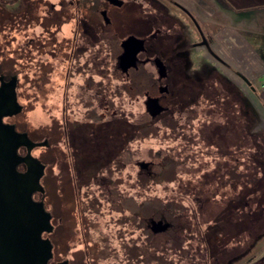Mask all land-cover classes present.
Wrapping results in <instances>:
<instances>
[{"label": "rangeland", "instance_id": "374dc122", "mask_svg": "<svg viewBox=\"0 0 264 264\" xmlns=\"http://www.w3.org/2000/svg\"><path fill=\"white\" fill-rule=\"evenodd\" d=\"M126 1L124 0L125 3ZM139 1L144 11L150 4L151 10L158 9V5H164L163 9L176 14L175 7L167 0ZM211 2L214 6L219 4L217 0ZM256 2L259 4L264 0ZM64 3L67 7L68 0H28L25 5L21 0H0V69L10 67L11 71L16 72V101L21 107L9 120L15 123L18 129L28 132L29 136L48 139V147H35L32 153L36 156L47 154L44 157L46 168L41 183L44 189V207L50 213H53L54 194H57V189L54 190L55 169L51 156L53 121L62 114L64 91L66 90L68 95L66 99L73 100L71 94L75 93V85L80 79L75 77L74 84L68 85L73 79L67 76V70L74 66L72 63L75 61L73 58L68 60V47L62 39L63 36H71L68 24L63 26L62 31L55 33L56 40L60 41L55 47L52 39L54 32L51 33L55 30L54 24L45 20L48 32L46 28L35 23V17L32 16L47 15L50 11L49 5H53L57 10ZM232 3L231 8L243 5L240 0H232ZM219 6L227 10L222 1ZM26 8L32 13L29 21L33 26L23 30L22 27L21 29L14 26L15 20L11 24L7 21L5 9L19 15L22 14L21 11L26 13ZM196 14L203 36L211 41L213 32H217L221 27L230 28V24H227L228 16L233 12H217L214 9L205 12L209 22L199 13ZM212 17L214 22L210 21ZM186 30L189 41L200 39L190 21ZM41 31L45 38L48 37L41 40L42 44L36 43L34 39L37 36L43 37ZM30 37H33L32 43L25 45L28 49L22 50L24 41ZM194 51L195 49H192L191 55L196 65L203 64L207 58L212 61L207 65L215 63L221 66L204 47L198 48V52ZM200 52L205 54V58L200 56ZM104 55L103 51V57ZM94 61L97 62L96 67H100L99 60L94 59L91 62L92 68H95ZM110 63L108 60L103 65V85L108 78L110 87L106 93L104 91V95L108 103L113 100L114 106L103 108V125L106 121H114L106 128V137L114 131L130 130L134 133L132 139L124 142L122 154H111V150L103 152L102 206L96 201L98 195L97 198L93 196L94 188L80 189L78 197L81 209H73L76 200L69 188L60 191L61 208L67 216L65 219L69 224L68 230L71 228L66 242L70 247L77 243L72 249H79L74 251L79 257L80 254L82 256L80 239H86L90 245L89 258L92 264H216L217 252L214 245L221 247L224 238L222 227L234 225L237 228L235 224L242 223L241 212L244 209L238 207L240 204L237 205L238 201H242L237 195L238 186L230 183L226 177L216 176L237 169L240 163L249 161L250 151L255 145V142L251 143V150L248 147L249 133L257 134L259 138L261 135L264 142V129H260L256 112L249 103L245 104V94L244 101L234 102L228 99L235 91L227 82L228 79L222 77L223 74L214 68L197 77L196 81L194 78L193 82H190L195 89V102L180 111L175 110L170 119L153 121L141 100L136 101L126 93L117 96L110 94L111 89L120 83L108 70L112 68ZM23 72L26 74L23 75ZM100 78L98 72H92L94 81H99ZM215 83L220 93L214 94L215 97L218 96L217 99H209L206 97L205 87ZM221 90L230 96L225 97ZM72 110V107L64 108L70 117L78 116L79 111L84 108L79 106L76 114ZM209 126L212 130L209 133L211 139L206 140L205 129H209ZM232 133L234 135H231ZM234 144L235 146H232ZM261 170L258 176L262 177L263 184H259L258 192L264 195V173L262 174ZM213 180L215 182L211 183ZM216 181L220 185L218 188L215 187ZM260 198L263 199L264 206V196ZM235 204L239 210L231 217L222 218L221 215ZM78 212L84 217L82 227L79 219L76 223L74 220ZM160 217L171 223L170 233L154 234L148 229V219ZM215 223L220 224V228L219 225L215 226ZM262 224L260 228L253 227L249 231L245 227L243 231L245 229L246 234L241 232L240 235L231 236L230 240L227 238L226 244L229 243L230 246L225 255L220 253L219 257L217 256V264H228L229 261L230 264H264V222ZM241 225L243 227V223ZM244 246L246 250L242 248ZM244 250V255L241 256ZM69 255V251H66L67 258ZM82 261L83 258H80L79 263L74 261L72 264H83Z\"/></svg>", "mask_w": 264, "mask_h": 264}, {"label": "flooded vegetation", "instance_id": "af4514ba", "mask_svg": "<svg viewBox=\"0 0 264 264\" xmlns=\"http://www.w3.org/2000/svg\"><path fill=\"white\" fill-rule=\"evenodd\" d=\"M21 1L24 5L28 2V0L26 2L25 0ZM167 1L175 7L176 14L163 9L164 5H158V9L151 10L150 4L144 11V7L139 3V0H127L126 3L124 0H68L67 7L64 3L61 4L60 9L56 10L53 5H49L50 11L47 15L36 16H32L31 11L29 13L27 8L26 13L21 11L22 14L19 15L6 9L4 11L7 21L11 24L15 20L14 23L16 24L14 26L22 27L23 30L34 25H30L29 17L31 16L35 17V23L42 28L47 29L45 20H47V23L50 22L49 24H54L55 30L51 33L54 32L52 39L55 47L60 44V41L56 40L57 35L55 33L62 31L63 26L68 24L71 36H63L62 39L65 40L68 47V60L72 58L75 60L72 63L74 66L70 67L69 64L70 68L67 70V76L73 79L68 85L74 84L75 77L80 79V82L78 81L75 85V93L71 94L73 100H67L68 95L65 92L66 90L64 91L62 114L60 117H55L53 121L51 156L55 169L54 190L57 189L58 194H54L53 213L45 210L44 189L41 183L46 168L44 157L47 154L42 153L38 157L32 153L35 147H48V139L29 136L28 132L18 129L17 125L9 120L20 111L21 107L17 101V108L14 112L0 114V134L2 142L9 144L10 150L13 152L14 171L18 173L32 172L35 168L33 162L40 164L42 167L39 177L41 190L32 192L31 201L36 204L42 203L44 210L50 214L51 230L49 232L42 230L40 233L41 238H48L52 244V256L47 264L79 263L80 258H83V264H92L89 258L90 245L86 242V239H80L82 256L80 254L79 257V254L74 253L79 249H72L77 243L70 247L66 242L67 236L71 233V228L68 230L69 224L66 223L65 217L67 216L64 215L61 208L62 203L59 193L65 188H69L76 200L73 209H77V207L81 209L82 205H80V198L78 197L80 189L94 188L95 190H92L93 196L97 198L96 195H98L99 198L96 201L102 206L103 152L106 153L111 150V154H122L124 142H128L133 137L134 132L130 130L128 132L114 131L109 137H106V128L110 127L114 120L106 121L103 125V108L112 107L114 103L113 100L108 103L107 97L104 95V91L106 93L110 87V83L107 82L108 78L105 85H103V74H105L103 65H105V62L111 61L112 68L108 70L120 81L119 84L114 86L113 90L111 89L112 93L110 94L117 96L126 93L127 96L136 101L141 100L149 118L153 121L155 119H170L175 110L180 111L195 102V89L190 82H193L194 78H196L194 80L196 81L197 77L202 74L205 75L216 68L213 64L207 65V63L211 64L210 60H205L203 64L196 65L192 59V49H195L194 52H198V48L204 47L214 59L224 64L211 50L210 41L203 36L195 14L177 0ZM5 2L9 3L10 1ZM189 21L194 25L200 37L197 41H189L188 39L186 26ZM10 24H8L9 27H11ZM40 34L43 36L42 31ZM130 37L140 40L141 44L126 43L125 41ZM12 38L14 39V37ZM44 38V36H37L34 39L36 43L42 44L41 40ZM45 39H48V37ZM32 40L33 37H30L24 41V46H21L22 50L28 49L25 45L32 43ZM202 41H205L206 44H198ZM135 48H138V51L134 55L133 63L128 65L129 61L125 60L126 58L121 60L122 56L131 53ZM103 51L105 57H103ZM200 56L202 57L201 52ZM94 59L99 60L100 67H96L97 62L94 61L95 68H92L91 62ZM201 59L203 60V58ZM11 70L10 67L4 70L0 69V89L13 83L15 98H17L15 90L16 72L14 73ZM93 71L98 72L101 76L99 81L92 79ZM200 71L203 73H200ZM24 74L26 72H23ZM211 75L208 76L212 77ZM221 76L224 77V75ZM227 82L230 83L229 85L232 83L229 79ZM231 87L234 90L232 85ZM217 90L216 83L215 85L208 84L205 87L206 97L217 99L218 96H214L215 93L220 91ZM221 92L225 93L226 96L228 95L226 91L221 90ZM5 104V101L0 104V112L4 109ZM67 106L72 107L75 114L79 106L84 110L79 111L78 116L70 117L64 111ZM74 107L77 109H74ZM211 123L214 124L215 122ZM209 133L210 131L206 132V140L211 139ZM244 141H246L245 137ZM31 157L34 161L30 159ZM16 183L19 184L17 180ZM24 183H27V181H23L18 189L23 190L22 184ZM95 191L97 192L95 193ZM244 205V211L241 212L243 216L245 210L248 209L247 201L244 202ZM78 219L81 221L80 225L82 227L84 217L81 212H78L75 216V223ZM152 220H162V222L167 223V227L162 231L155 232L150 226ZM72 224H74V221ZM218 225L220 228L223 223ZM218 225L215 223V226ZM237 225L235 224L237 228L234 225L222 227L224 238L221 247L217 244L214 245L217 252L216 264L218 263L217 256L219 257L220 253L224 254L230 246L229 243L226 244V241L230 240L231 236L240 235L241 232L246 234V228L247 231L250 230V225L245 222L243 227L241 222ZM147 226L150 232L154 234L160 232L170 233L171 230V223L161 217L149 218ZM243 228H245L244 231ZM66 230L68 231L66 232ZM247 233L251 234L250 232ZM227 238L228 240H226ZM245 246L242 248L246 250ZM245 250L241 253V256L244 255ZM66 251H69L70 254L68 258L66 257ZM230 263L231 261L228 264Z\"/></svg>", "mask_w": 264, "mask_h": 264}, {"label": "water", "instance_id": "95a60500", "mask_svg": "<svg viewBox=\"0 0 264 264\" xmlns=\"http://www.w3.org/2000/svg\"><path fill=\"white\" fill-rule=\"evenodd\" d=\"M125 42L141 44L140 40L132 37ZM137 51L138 48H135L126 53L121 60L126 58L128 65L133 63ZM4 101L6 104L0 114L16 110L13 83L0 89V104ZM1 139L0 134V264H47L52 256V244L48 238H41L40 233L51 230L50 214L44 210L42 203L31 201L32 192L41 190L39 177L42 167L33 162L35 168L32 172H15L13 152L10 145ZM30 159L34 161L32 157ZM23 181H27L22 184L23 190L18 189ZM150 226L157 232L164 230L167 223L152 220Z\"/></svg>", "mask_w": 264, "mask_h": 264}, {"label": "crops", "instance_id": "0c3cea01", "mask_svg": "<svg viewBox=\"0 0 264 264\" xmlns=\"http://www.w3.org/2000/svg\"><path fill=\"white\" fill-rule=\"evenodd\" d=\"M211 1L180 0V3L190 12L199 13L207 22L209 20L205 12L213 9L217 12L221 10L227 13L233 12L228 16L227 24H230V28H219L217 32H213V39L210 41L211 50L224 64L221 63V66L212 64L244 92L249 105L256 112L262 130L264 129V86H262L264 84V2L257 4L256 0H240L243 2L241 7L231 8L232 0H217L218 6H214ZM220 1L227 10L219 6ZM195 16L198 17L197 14ZM211 19L210 21L214 22V18ZM201 54L205 58V54L202 52Z\"/></svg>", "mask_w": 264, "mask_h": 264}, {"label": "trees", "instance_id": "16d2710c", "mask_svg": "<svg viewBox=\"0 0 264 264\" xmlns=\"http://www.w3.org/2000/svg\"><path fill=\"white\" fill-rule=\"evenodd\" d=\"M231 85L234 88L235 93L233 95H231V98H228V95L225 97H227L229 100H233L234 102L237 101H244V93L233 83H231ZM222 98V97H221ZM237 104V103H235ZM242 104H244L242 102ZM245 104H248L245 103ZM239 105V103H238ZM249 105V104H248ZM235 108H238V106H235ZM217 124V123H214ZM251 124H252V120H251ZM250 124H249V129H250ZM214 128V127H213ZM210 129V130H209ZM209 129L206 128V131H212L210 126ZM250 132V131H249ZM247 136H249L248 138H250V144H249V148L251 150V143L254 144V149L251 150V154L249 156V161L247 163H240L237 167V169H234L232 171H227L226 173H224L223 175H218L216 176V178L219 177H226L227 180L232 183L233 185H235L236 187L238 186V190L239 193L237 195H239L240 198H242V201H238L237 205L240 204L241 206L238 205V207H244V202L247 201V205H248V209L245 210V215L243 216L242 214V223L244 224V222L248 225H250V229H252L253 227L256 228H260L261 225H263L262 223L264 222V206H263V199L260 198V196H262L263 198V193H259L258 192V188L260 187L259 184H263L262 183V177L258 176L259 170H261V168L263 170L262 174L264 173V142H262V136L260 135V138L258 137L257 134H252L249 133ZM264 137V136H263ZM244 140V138H243ZM260 141V143L258 141ZM246 144V141H244ZM232 146H235L232 145ZM257 146V147H256ZM259 146H263L262 148H260ZM256 149V151H255ZM262 152V153H260ZM235 175H233V174ZM232 176V177H231ZM215 181L213 180L211 183H214ZM264 182V181H263ZM220 186L217 182H216V188ZM243 187V188H242ZM235 206V207H234ZM235 205H233V207L228 209V212L224 211L222 213L221 216H223L222 218H226L231 217V215L233 213H235V211H238L239 208ZM244 211V210H243ZM231 213V214H229ZM219 220V219H218ZM217 220V221H218ZM241 223V224H242ZM238 226V225H237ZM242 226V225H241Z\"/></svg>", "mask_w": 264, "mask_h": 264}, {"label": "built area", "instance_id": "2783aa9c", "mask_svg": "<svg viewBox=\"0 0 264 264\" xmlns=\"http://www.w3.org/2000/svg\"><path fill=\"white\" fill-rule=\"evenodd\" d=\"M262 86H264V84Z\"/></svg>", "mask_w": 264, "mask_h": 264}]
</instances>
